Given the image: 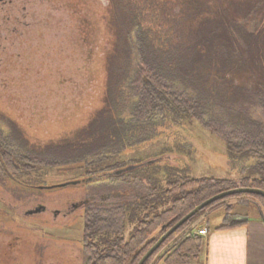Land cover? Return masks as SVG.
Returning <instances> with one entry per match:
<instances>
[{
	"label": "trees",
	"instance_id": "1",
	"mask_svg": "<svg viewBox=\"0 0 264 264\" xmlns=\"http://www.w3.org/2000/svg\"><path fill=\"white\" fill-rule=\"evenodd\" d=\"M109 2L115 42L105 58L102 108L87 126L69 137L31 144L33 153L26 157L13 153L0 137V170L13 175L20 160L29 162L25 168L32 164L55 168L86 159L99 164L124 147L151 140L184 118L198 121L221 137L230 154L250 156L253 161L250 168L240 171L237 180L171 173L163 191L165 198H171L169 207L156 212L163 203L160 200L149 205L147 211L152 213L141 217L129 214V221L135 225L126 240L119 236L127 216L124 213L131 204L86 211L85 264H124L127 259L129 264H136L166 230L201 202L237 187L264 190V124L248 111V106H257L264 114V0ZM126 93L131 103L125 120L119 108ZM225 102L228 108L237 105L236 123L219 119L215 107ZM156 191L149 189L142 198L143 205L148 198L157 199ZM240 199L257 203L264 219V198L258 195L229 196L202 210L229 214L233 202ZM196 215L173 232L144 264H187L197 257L203 240L195 234L200 228L192 221ZM104 233L116 237L106 240Z\"/></svg>",
	"mask_w": 264,
	"mask_h": 264
},
{
	"label": "rangeland",
	"instance_id": "2",
	"mask_svg": "<svg viewBox=\"0 0 264 264\" xmlns=\"http://www.w3.org/2000/svg\"><path fill=\"white\" fill-rule=\"evenodd\" d=\"M111 7L109 0L0 3V137L16 155L33 153L36 141L69 137L102 108L105 58L115 42ZM125 95L119 109L126 120L131 102ZM222 105L215 107L219 119L236 123L237 105ZM248 111L264 124L259 107L248 106ZM163 131L99 164L86 159L55 168H25L29 162L20 160L15 174L0 170V264H85V210L131 204L119 236L126 240L135 225L129 214L141 217L160 200L156 212L169 207L171 198L163 191L171 173L237 179L253 163L250 156L230 154L227 143L196 120L184 118ZM151 188L157 190V199L148 198L143 205ZM80 200L87 204L71 211L70 204ZM39 205L46 211L35 212ZM56 209L67 213L53 214ZM216 211L201 210L192 221L199 226L200 216Z\"/></svg>",
	"mask_w": 264,
	"mask_h": 264
},
{
	"label": "crops",
	"instance_id": "3",
	"mask_svg": "<svg viewBox=\"0 0 264 264\" xmlns=\"http://www.w3.org/2000/svg\"><path fill=\"white\" fill-rule=\"evenodd\" d=\"M233 206L229 214L217 210L223 214L216 211L200 216L203 222L198 227L205 229L201 236L203 247L187 264H264V219L260 207L243 199L235 200ZM193 223L197 225L196 221ZM222 224L229 225L221 227Z\"/></svg>",
	"mask_w": 264,
	"mask_h": 264
},
{
	"label": "water",
	"instance_id": "4",
	"mask_svg": "<svg viewBox=\"0 0 264 264\" xmlns=\"http://www.w3.org/2000/svg\"><path fill=\"white\" fill-rule=\"evenodd\" d=\"M3 0H0L2 2ZM65 185V184H64ZM62 185V186H64ZM237 194H251L258 195L264 198V190L258 188H249V187H237L230 190L223 191L218 193L207 200L201 202L197 206H195L191 211H189L186 215H184L181 219H179L175 224H173L168 230H166L154 243L153 245L142 255V257L138 260L136 264H144V262L150 257V255L173 233L175 232L181 225H183L186 221L200 212L202 209L212 204L213 202L237 195ZM35 212L40 211L39 208L34 210ZM31 213V212H29Z\"/></svg>",
	"mask_w": 264,
	"mask_h": 264
},
{
	"label": "flooded vegetation",
	"instance_id": "5",
	"mask_svg": "<svg viewBox=\"0 0 264 264\" xmlns=\"http://www.w3.org/2000/svg\"><path fill=\"white\" fill-rule=\"evenodd\" d=\"M3 1H4V0H3ZM3 1H2V2H3ZM2 2H0V3H2ZM77 203H78V204H75V203H71V204H70V205H71V208H70L71 211H72V208H77L78 205H79L80 207H82L84 204H87V200H80V201H78ZM70 205H69V207H70ZM37 208H39L41 212L46 211V207L43 206V205H39V206L36 207V209H37ZM68 212H69V211H68ZM85 212H86V210H85ZM59 213L66 214L67 212H66V209H64V210L56 209V210L53 211V214H59Z\"/></svg>",
	"mask_w": 264,
	"mask_h": 264
},
{
	"label": "built area",
	"instance_id": "6",
	"mask_svg": "<svg viewBox=\"0 0 264 264\" xmlns=\"http://www.w3.org/2000/svg\"><path fill=\"white\" fill-rule=\"evenodd\" d=\"M199 235H203L204 234V230H198V232H197Z\"/></svg>",
	"mask_w": 264,
	"mask_h": 264
}]
</instances>
